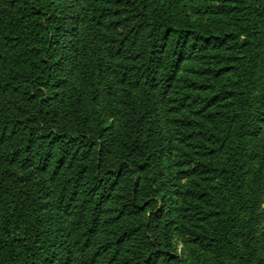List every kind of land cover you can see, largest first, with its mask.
Segmentation results:
<instances>
[{
    "label": "trees",
    "instance_id": "16d2710c",
    "mask_svg": "<svg viewBox=\"0 0 264 264\" xmlns=\"http://www.w3.org/2000/svg\"><path fill=\"white\" fill-rule=\"evenodd\" d=\"M263 203L264 0H0V264H264Z\"/></svg>",
    "mask_w": 264,
    "mask_h": 264
},
{
    "label": "rangeland",
    "instance_id": "374dc122",
    "mask_svg": "<svg viewBox=\"0 0 264 264\" xmlns=\"http://www.w3.org/2000/svg\"><path fill=\"white\" fill-rule=\"evenodd\" d=\"M261 210L264 213V203L262 204ZM175 245H176V248H177V252H181V250L183 249V244H182V242H181V240L179 238L176 239Z\"/></svg>",
    "mask_w": 264,
    "mask_h": 264
}]
</instances>
